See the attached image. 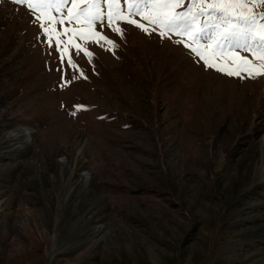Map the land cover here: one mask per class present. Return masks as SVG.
Listing matches in <instances>:
<instances>
[{
  "label": "rangeland",
  "instance_id": "rangeland-1",
  "mask_svg": "<svg viewBox=\"0 0 264 264\" xmlns=\"http://www.w3.org/2000/svg\"><path fill=\"white\" fill-rule=\"evenodd\" d=\"M33 21L0 0V264H264V75L121 22L81 76Z\"/></svg>",
  "mask_w": 264,
  "mask_h": 264
},
{
  "label": "snow or ice",
  "instance_id": "snow-or-ice-1",
  "mask_svg": "<svg viewBox=\"0 0 264 264\" xmlns=\"http://www.w3.org/2000/svg\"><path fill=\"white\" fill-rule=\"evenodd\" d=\"M24 6L42 30L61 65L84 75L73 59L83 53L91 62L88 44L106 51L119 45L103 34L105 25L123 37L127 23L161 38L174 34L176 41L203 62L229 76L264 75V0H10ZM139 17V20L136 19ZM99 28V30H97ZM249 53L241 56L240 51ZM63 79V69H60ZM75 78V77H73ZM86 78V77H84ZM71 81H67L70 83ZM83 108V105H76ZM75 114L74 112L72 113Z\"/></svg>",
  "mask_w": 264,
  "mask_h": 264
},
{
  "label": "bare ground",
  "instance_id": "bare-ground-1",
  "mask_svg": "<svg viewBox=\"0 0 264 264\" xmlns=\"http://www.w3.org/2000/svg\"><path fill=\"white\" fill-rule=\"evenodd\" d=\"M22 133H23V132H22ZM17 135L27 137L26 135H24V134H20V133H18ZM259 170H260V172H261L262 175H263L261 179H264V164H263V166H262Z\"/></svg>",
  "mask_w": 264,
  "mask_h": 264
},
{
  "label": "water",
  "instance_id": "water-1",
  "mask_svg": "<svg viewBox=\"0 0 264 264\" xmlns=\"http://www.w3.org/2000/svg\"><path fill=\"white\" fill-rule=\"evenodd\" d=\"M28 133V132H27Z\"/></svg>",
  "mask_w": 264,
  "mask_h": 264
}]
</instances>
